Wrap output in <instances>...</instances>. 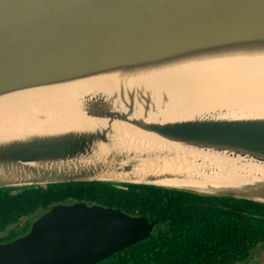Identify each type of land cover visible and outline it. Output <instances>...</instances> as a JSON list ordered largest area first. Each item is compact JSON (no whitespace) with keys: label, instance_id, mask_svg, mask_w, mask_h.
<instances>
[{"label":"water","instance_id":"obj_1","mask_svg":"<svg viewBox=\"0 0 264 264\" xmlns=\"http://www.w3.org/2000/svg\"><path fill=\"white\" fill-rule=\"evenodd\" d=\"M71 181L264 203V0H0V187ZM155 225L58 203L0 264H93Z\"/></svg>","mask_w":264,"mask_h":264},{"label":"trees","instance_id":"obj_2","mask_svg":"<svg viewBox=\"0 0 264 264\" xmlns=\"http://www.w3.org/2000/svg\"><path fill=\"white\" fill-rule=\"evenodd\" d=\"M75 201L112 206L156 222L151 236L93 264H231L264 241L262 202L104 181L0 187L2 239L28 231L30 219L20 225L21 217Z\"/></svg>","mask_w":264,"mask_h":264},{"label":"flooded vegetation","instance_id":"obj_3","mask_svg":"<svg viewBox=\"0 0 264 264\" xmlns=\"http://www.w3.org/2000/svg\"><path fill=\"white\" fill-rule=\"evenodd\" d=\"M18 187H23V186H18ZM13 188H15V187H13ZM46 210H48V209H46ZM46 210L41 211L39 213H34V214L29 215L27 217L26 216L21 217L20 218V225L24 224L28 219H30V226H29V229H30L32 222L37 217H39L43 212H45ZM29 229H28V231H29ZM154 230H155V227H154ZM28 231H26L25 233H27ZM24 234L18 235L17 237L22 236ZM5 235H6L5 231H1L0 232V244L7 243V242L12 241L15 238H17V237H15L13 239L3 240L2 237H4ZM263 253H264V241L256 244L255 246H253V248L250 249L249 254H248V256L246 258H244L241 261H237V262H234V263L232 262L231 264H244L246 262H248L249 264H258L260 262V260H261V257H262L261 255Z\"/></svg>","mask_w":264,"mask_h":264},{"label":"rangeland","instance_id":"obj_4","mask_svg":"<svg viewBox=\"0 0 264 264\" xmlns=\"http://www.w3.org/2000/svg\"><path fill=\"white\" fill-rule=\"evenodd\" d=\"M245 264H249L248 262H246ZM258 264H264V260H260V262Z\"/></svg>","mask_w":264,"mask_h":264},{"label":"bare ground","instance_id":"obj_5","mask_svg":"<svg viewBox=\"0 0 264 264\" xmlns=\"http://www.w3.org/2000/svg\"><path fill=\"white\" fill-rule=\"evenodd\" d=\"M63 117H65V116L63 115ZM73 117H77V114H74Z\"/></svg>","mask_w":264,"mask_h":264}]
</instances>
